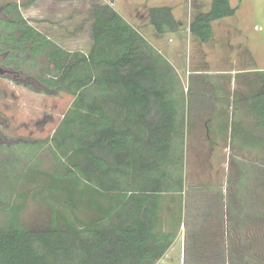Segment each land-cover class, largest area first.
I'll list each match as a JSON object with an SVG mask.
<instances>
[{
    "label": "trees",
    "instance_id": "1",
    "mask_svg": "<svg viewBox=\"0 0 264 264\" xmlns=\"http://www.w3.org/2000/svg\"><path fill=\"white\" fill-rule=\"evenodd\" d=\"M207 1L209 10L196 13L188 28L199 45L213 40L214 22L236 13L230 0ZM8 7L0 26L10 32L0 34V53L16 69L46 56L52 70L38 82L74 98L59 130V147L69 151L61 190L73 209L87 205L93 214L87 223L53 221L43 231L0 226V264H156L175 238L158 228L161 201L165 194L180 199L183 191L187 131L174 67L106 4L92 8L87 54L57 46L27 25L16 5L10 6L16 16ZM147 19L157 39L182 26L167 6L149 8ZM253 109L264 128L263 85ZM215 200L221 204V194ZM229 251L226 264L247 263L246 250Z\"/></svg>",
    "mask_w": 264,
    "mask_h": 264
},
{
    "label": "rangeland",
    "instance_id": "2",
    "mask_svg": "<svg viewBox=\"0 0 264 264\" xmlns=\"http://www.w3.org/2000/svg\"><path fill=\"white\" fill-rule=\"evenodd\" d=\"M97 4L114 9L179 77L180 119L185 117L187 131L181 152L183 191L180 199L165 194L161 201L158 228L175 238L156 264H226L233 245L238 252L246 250L243 264H264V156L257 158L241 149L240 159L231 150L225 152L226 161L210 158L209 150L197 142L200 132L193 125L194 110H204L196 97L200 91L210 90V85L232 91V81L217 72H230L234 57L236 62L240 56L245 60L247 43L242 35L257 57L264 58V0H230L236 15L214 23V38L204 45L193 41L188 28L196 13L209 10L207 0H0V22L9 20L1 8L9 5L8 11L16 16L11 8L16 5L20 18L48 40L68 52L87 54L92 44V8ZM164 4L175 8L182 24L178 35L188 39L185 45L169 48L149 25L148 9ZM9 32L0 26V34ZM237 36L242 39L238 51L231 44ZM6 58L7 52L0 53V66L12 71L0 77V226L13 222L43 231L53 221L58 226H64V221L87 223L93 214L87 205L73 209L61 190L66 187L60 177L69 151L59 147V130L74 98L35 82L52 70L46 56L18 64L17 69ZM242 66L240 70L246 69V62ZM225 142L216 148L223 150ZM219 194L221 204L215 200Z\"/></svg>",
    "mask_w": 264,
    "mask_h": 264
},
{
    "label": "crops",
    "instance_id": "3",
    "mask_svg": "<svg viewBox=\"0 0 264 264\" xmlns=\"http://www.w3.org/2000/svg\"><path fill=\"white\" fill-rule=\"evenodd\" d=\"M163 6L171 7L169 4L157 7ZM171 8L174 18L179 21L176 17L175 8ZM228 19L225 18L214 23L227 22ZM238 31L242 35L241 30L238 29ZM242 37L247 43L246 58L242 55L246 61L240 56L237 57L236 62L234 57L231 60L233 66L230 72H217L218 77L228 82L232 81V91L226 92V89L222 90V87L217 86L214 92L209 90L200 91L199 93L201 94L196 97L199 98V104L201 99L203 106L200 109L203 108L204 110H199V112H195L194 110L193 112V125H196V129L200 132L197 142L209 150L210 158L216 156L221 161L229 159V155L225 153L226 150H231L230 154L238 159H240L239 151L241 149H243L242 151L247 149L246 152L248 154L250 152L249 155L257 158L261 155L264 156V128L258 127L255 110L253 109L256 96L262 85L264 86V81L262 83V78L264 79V58L259 59L255 51L248 46V39L243 35ZM163 39L169 48L175 45L178 46L179 44L185 45L188 40L183 36L180 37L178 34L164 35L161 40ZM241 40L238 36L235 39L232 38L231 44L233 47L237 46V51ZM219 50L222 51V48ZM244 62H246L247 67L244 70H240L241 67H244L242 66ZM252 62L254 67L250 69ZM202 75L207 76L208 74L202 73ZM193 109L195 108L193 107ZM221 142L227 144L223 146V150L216 148ZM262 149L263 152L261 151Z\"/></svg>",
    "mask_w": 264,
    "mask_h": 264
},
{
    "label": "flooded vegetation",
    "instance_id": "4",
    "mask_svg": "<svg viewBox=\"0 0 264 264\" xmlns=\"http://www.w3.org/2000/svg\"><path fill=\"white\" fill-rule=\"evenodd\" d=\"M3 8H4V7H3ZM3 8H1V13L3 12ZM0 20H2V19H0ZM2 60H4V59H2ZM0 64H1V63H0ZM0 68H2V69L5 71L6 74H7V73H12L11 69L8 70L7 67L0 66ZM5 73H4V75H6ZM35 82L38 83V85H40L41 87H43V86L41 85L40 82H38V81H36V80H35Z\"/></svg>",
    "mask_w": 264,
    "mask_h": 264
},
{
    "label": "water",
    "instance_id": "5",
    "mask_svg": "<svg viewBox=\"0 0 264 264\" xmlns=\"http://www.w3.org/2000/svg\"><path fill=\"white\" fill-rule=\"evenodd\" d=\"M4 73H5V71L2 68H0V77L3 76Z\"/></svg>",
    "mask_w": 264,
    "mask_h": 264
}]
</instances>
